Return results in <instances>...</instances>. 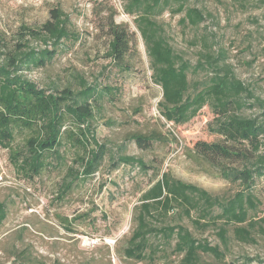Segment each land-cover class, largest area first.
<instances>
[{
    "label": "rangeland",
    "instance_id": "1",
    "mask_svg": "<svg viewBox=\"0 0 264 264\" xmlns=\"http://www.w3.org/2000/svg\"><path fill=\"white\" fill-rule=\"evenodd\" d=\"M126 3L127 0H0L4 42L0 56L16 48L26 31L23 27L38 28L49 19L54 7L69 15L78 34L77 40L63 41L51 63L25 70L28 78L47 88H77L80 78L100 88H113L112 94L99 100L93 121L99 140L108 145L110 154L95 175L78 181L66 196L59 195L63 168H51L32 181L26 180L16 173L9 150L0 148V202L5 203L7 210L0 225V264H178L181 256L173 250L175 240L153 237L152 241L162 246L151 263L125 255L143 192L163 172L221 199L242 189L239 183L222 178L195 150L199 140L225 141L212 130L215 113L209 105L180 125L161 115L163 91L152 80L146 45L135 17L125 12ZM186 4L202 9L206 20L197 27L185 26L180 21L184 12L173 13L171 7L167 8L156 18L170 44L192 64L198 61L204 41L215 52L225 50L226 61L236 76L264 100V0H187ZM176 6L175 3L172 7ZM112 22L124 25L129 32L130 50L120 65L111 63L108 57V25ZM25 38L30 46H44L41 40L28 35ZM207 75L208 71H200L190 78L204 80ZM246 101L252 103L254 99ZM240 113L264 120V108L258 105ZM135 132H154L159 137L150 148L142 149L128 138ZM66 152L73 155L68 147ZM122 152L143 157L151 168L143 171L123 164L115 168L117 163L110 156L117 157ZM255 194L261 204L250 213L261 218L263 179L258 180ZM219 211L216 209L215 213ZM60 217L68 218L70 224L65 225ZM162 221L157 219L156 223ZM166 221L183 224L195 238L218 245L225 255L218 260L201 254L199 264H243L247 256L264 259V235L258 229L253 233L256 242L246 243L236 239L233 226H226L221 220L206 229L196 227L187 217L180 218L178 213H171ZM224 225L229 230L227 244L218 234Z\"/></svg>",
    "mask_w": 264,
    "mask_h": 264
},
{
    "label": "trees",
    "instance_id": "2",
    "mask_svg": "<svg viewBox=\"0 0 264 264\" xmlns=\"http://www.w3.org/2000/svg\"><path fill=\"white\" fill-rule=\"evenodd\" d=\"M186 2L127 0L125 12L135 17L150 58L152 80L162 88L161 115L168 122L180 125L209 105L215 113L212 130L225 141L199 140L195 150L222 178L239 183L242 189L230 198L221 199L169 172L160 174L142 194L135 215L136 226L125 248V255L139 262L155 261L162 244L154 243L153 237L175 240L173 250L181 256L178 264H199L201 254L213 255L218 260L225 257L218 245L195 238L183 224L167 223L171 213L187 217L196 227L204 229L221 220L226 226H233L236 239L246 243L256 242L253 234L256 229L264 235V217L255 218L250 213L261 204L255 188L258 180H264V120L240 113L256 105L264 108V100L236 76L226 61L225 50L215 52L204 41L198 61L192 64L170 44L163 25L156 18L167 8L171 7L173 13L184 12L180 21L185 26L197 27L206 20L202 9L187 6ZM175 3L177 6L172 7ZM23 29L26 31L16 48L0 56V148L9 150L16 173L26 180L32 181L51 168H63L59 185V195L63 197L78 181H87L95 175L110 154L108 145L99 140L93 121L99 100L105 94H112L113 88L109 85L100 88L84 78H80L77 88L41 87L24 73L51 63L63 41L78 39L69 15L60 7L52 8L49 19L38 28ZM108 29L111 37L108 57L111 63L120 65L130 50L129 32L124 25L113 22ZM27 35L41 40L44 46H30ZM1 44L4 42L0 32ZM200 71H208L206 79L190 78ZM246 98L254 102L248 103ZM158 137L154 132H135L128 138L140 148L148 149ZM67 147L73 155H68ZM110 158L117 163L115 168L122 164L134 165L143 171L151 168L143 157L123 152ZM216 209L220 211L215 213ZM6 217V205L0 202V225ZM157 219L163 221L156 223ZM60 220L70 224L66 217ZM225 225L220 226L218 234L227 244L229 230ZM255 261L264 264V259L258 256L245 257L243 264Z\"/></svg>",
    "mask_w": 264,
    "mask_h": 264
}]
</instances>
